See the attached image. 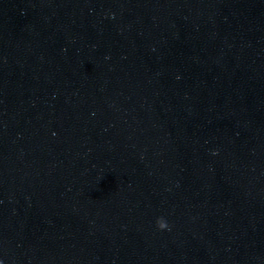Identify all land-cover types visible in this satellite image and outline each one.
Returning <instances> with one entry per match:
<instances>
[{"label":"clouds","instance_id":"obj_1","mask_svg":"<svg viewBox=\"0 0 264 264\" xmlns=\"http://www.w3.org/2000/svg\"><path fill=\"white\" fill-rule=\"evenodd\" d=\"M156 225L160 230H170V226L164 217H158Z\"/></svg>","mask_w":264,"mask_h":264}]
</instances>
